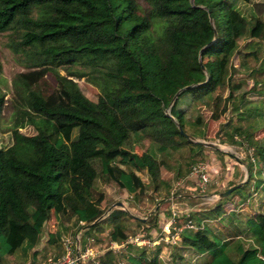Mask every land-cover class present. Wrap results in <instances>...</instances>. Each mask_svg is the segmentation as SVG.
Listing matches in <instances>:
<instances>
[{
	"label": "trees",
	"instance_id": "trees-1",
	"mask_svg": "<svg viewBox=\"0 0 264 264\" xmlns=\"http://www.w3.org/2000/svg\"><path fill=\"white\" fill-rule=\"evenodd\" d=\"M0 33L26 67L9 101L0 77V117L6 107L11 116L0 124V264H33L51 220L50 243L92 228L125 239L141 224L125 199L169 198L185 164L211 148L192 138L208 140L209 120L227 108L218 133L255 148L245 182L264 192V139H254L264 131V0H0ZM223 57L227 107L209 66ZM225 202L226 213L193 210L196 228L173 245L129 250L126 264H264V205L249 214ZM97 257L123 264L111 248Z\"/></svg>",
	"mask_w": 264,
	"mask_h": 264
},
{
	"label": "rangeland",
	"instance_id": "rangeland-1",
	"mask_svg": "<svg viewBox=\"0 0 264 264\" xmlns=\"http://www.w3.org/2000/svg\"><path fill=\"white\" fill-rule=\"evenodd\" d=\"M6 41H7L6 34L0 33V77H1V81H2V87H3L2 89L3 90L5 89V93H6L5 98H7L9 101V97L11 95V90H10L11 79H12L15 72L20 71V70H24V69H26V67L17 59L15 54L7 47ZM214 61H215L214 64L217 66L216 73H220L221 66L223 65V63L220 64L216 58H214ZM223 70H224V67H223ZM61 72H63V70H61ZM82 80L83 79H80V82L85 83ZM238 83H239V85H241V88L239 89V91H241L242 89H244V87H243V86H245L244 82L241 81ZM85 84H86V87H88L89 91H92V92L97 91L94 86H92L88 83H85ZM226 94H227V90H225L223 93H221L219 95L221 97L220 98V105L221 106L225 105L227 107V104H226L227 100H225ZM227 109L219 116L218 119L209 120V128H210L209 137H208V140H202V141L212 142L214 144V146L213 147L210 146L212 149L211 148L205 149V151L203 153L199 154V156H196L195 159L193 160L194 162L197 160H203L206 162V164L208 163L207 170H208V173L210 176V181L208 183L207 189L209 191H210L209 188L217 187L220 184H227L228 178H225V172H226V166H227L226 162L228 164L230 163L231 165H233V169L235 170V177H236L237 181L240 180L241 178L246 179L247 177H249L248 173H251L254 170L256 173V168L259 166L255 156H254V161H255V163H254L253 160H250L249 158H247V156L241 155L242 150L244 149V147L241 145V143H237L236 140H234L232 137H229V136L225 137V135H222V137H221V133H218L219 132L218 131L219 130L218 129L219 128V126H218L219 122L224 121L228 117L231 116L230 109L228 111H227ZM206 113L208 114L207 111H206ZM10 120H11L10 112H9L8 108L6 107L4 110H2V114L0 117V124L3 127H6L10 124ZM22 130L24 132H27V133H33L34 132L32 126H30V125L24 126L22 128ZM228 130H230V129H228ZM237 135L243 137L242 134H237ZM258 137L260 138V140L264 139V131H260ZM144 144L147 145V142H145ZM224 145L226 146L225 148H224ZM252 145H254V143ZM141 147H140V151L144 150V148L143 147L141 148ZM216 147H218L220 150L215 149ZM136 149L139 150V147H136ZM224 151H226V152H224ZM253 151L255 153V148ZM233 154L235 156L238 155L241 158H243L242 162H244V163L240 164L239 161H234L235 157L233 156ZM247 163L249 164V166ZM190 164H191L190 162H187L185 164L184 172L179 178H181L184 175H188L189 170H190V167H189ZM212 166H215V167H212ZM217 167H219V169H217ZM210 171H212L214 174L210 175V173H211ZM160 175L169 177L171 175V173H169V171H166L165 169H163L162 172L160 173ZM211 178H212L213 185L210 184ZM194 180L195 181L197 180L196 177ZM248 180H249L248 182H245L242 186L237 187L235 190H233L229 195H227L225 197H219L220 196L219 190L218 191H212V193L217 192L216 194L218 196H210L211 194L207 195L208 191L203 194V193L199 192L198 190H195V192H198L200 194V196H198V195L192 196L191 195L189 198V201L183 202V206H185L186 208L190 207L192 209L193 207L191 205L196 204L198 202L196 204L197 206H207V207L210 206L211 208L218 209L219 212L221 211V213H226V210H224L221 207V206H224V204L226 203L225 201L230 200L231 204L234 206L235 204H237V202H241L237 199L236 196H239V197L242 196L244 198H247V197H250L256 191H258V194H260V187L257 185H256V187H254V185H252V183L250 181L251 178H249ZM105 181L107 182V180H105ZM178 181H179V179H178ZM180 183H182V182H180ZM195 185L196 184H194V187H195ZM227 187L228 186H226L222 190H225ZM183 189H179V192L181 193L183 191ZM177 193L178 192H176V194H175L176 197L180 195ZM205 194H206V196H204ZM171 196L172 195H170L169 198H166L167 199L166 200V199L158 197L156 195V193H154L153 191H149V193L143 199V198H140L136 195L131 194L125 199L124 206L129 208L133 213H136V214L142 215V216L145 215L144 217H145V220H147V222L154 224V225H157L158 216L156 215L157 212L155 211V209L158 210V207H160V206L164 207V204L165 205L169 204V199L171 198ZM176 197H175V199H176ZM121 199H124V197H121ZM192 199H194L196 201V203H193ZM151 200H153V201L151 202ZM258 200H259V197H258ZM120 201H122V200H120ZM255 201H256V198L253 199V203ZM173 202L176 203L177 205L178 204L181 205V202H175V200L170 201L171 204ZM250 202L248 204L244 203L242 206L243 210H245L244 211L245 213L251 212V208L249 207ZM246 205H249V206H246ZM169 211H170V209H169ZM153 212H155V214ZM168 217H169V215L166 217V220ZM163 219H165V218H163ZM139 226L140 225L134 226L131 229V231L132 230L135 231L136 229H138ZM140 228L141 227H139V229ZM148 229H149V227H147V230ZM136 231H138V230H136ZM147 234H149V236H151V235H154L155 232L150 233L148 231ZM107 239H108L107 236L104 239H99V241H102V244H101V246H97V249L107 247L108 246L107 245ZM164 244H168V243H164ZM173 244H171V245H173ZM156 245H158V244H156ZM135 246H139V244H135ZM153 246H155V245H153ZM153 246H150V247L152 248ZM167 246H169V245H167ZM140 247H142V246H140ZM150 247H147V249H150ZM125 253H126V249H125V252L123 250L122 252L117 253V256L122 258L123 264H126V262L124 260L126 257Z\"/></svg>",
	"mask_w": 264,
	"mask_h": 264
},
{
	"label": "crops",
	"instance_id": "crops-1",
	"mask_svg": "<svg viewBox=\"0 0 264 264\" xmlns=\"http://www.w3.org/2000/svg\"><path fill=\"white\" fill-rule=\"evenodd\" d=\"M217 61H219L220 64L223 63L222 66L224 67V70H223V67L221 66L220 73H216L217 66L214 64L215 63L214 58L210 59L209 66L213 68V70H214L213 72L217 76V86H216L215 92L217 94H221L225 90H227L226 77H227L228 68H229L228 67L229 59L223 57V58H218ZM218 126H219V124H218ZM236 135L237 134H235L234 137H233L234 140H236L235 139ZM240 137H242V136H240ZM254 139H255V141H259L260 140V138L258 136H255ZM245 143H248V142H247V140H245L243 138V143L241 145L243 146V144H245ZM144 145L145 144L142 145L143 148L145 147ZM140 147H139V150H137V151L141 153L143 150L140 151ZM225 147L226 146L224 145V148ZM233 156H235V155H233ZM234 161H238V160L235 158ZM239 163L243 164L240 161H239ZM226 165L227 166H226L225 178H228L227 179V184H220L217 187L209 188L210 191L208 189H206V192L208 191L207 195L211 194L212 191H218L219 190V192H221V191H223L222 189H224L226 186L229 187L230 183L232 185V184H235V182L237 181L236 177H235V170L233 169V165H231L230 163L228 164L227 162H226ZM207 166H208V163H207ZM212 167H215V166H212ZM217 169H219V167H217ZM210 172H211L210 175L214 174L212 171H210ZM194 179H195V177H189L188 175H184L181 178H179L180 182H182L181 183L182 186H185V188L184 187H183L184 189L182 188L183 191L181 193L179 192L178 194H180V195L177 196L176 199H174V200H175V202H181V205L178 204L179 208H181V209L182 208H186L185 206H183V202L189 201V198H190L191 195L192 196H197V195L200 196V194L198 192H195V191L192 190L194 188V184L196 183V181ZM241 179L242 180L239 181V182L244 183L246 181L245 178H241ZM250 181H251L252 185H254V187H256V184H255V181H254L253 177H251ZM105 183H108V182L105 181ZM210 184L213 185L212 178H211ZM207 188H208V186H207ZM256 192L257 193L255 195H253V194L251 195L252 197H251L250 206L246 205V206H249L251 208V212L249 214L253 213V211H259L260 209H263L264 192H262L261 189H260V194H258V191H256ZM204 196H206V194ZM258 197H259V200H258ZM254 198H256V201L253 203V199ZM170 199H169V204H167V205L164 204V207H162V206L158 207V210L155 209V211L157 212L156 215L158 216L157 225H153V224L147 222V220H145L144 216L139 215L138 217L140 218V221H141V224L139 226V227H141L140 229H143L146 232L149 231L150 233H154L155 232V234H156L160 230V228L163 226L164 222L166 221V217L170 214L169 206L171 205L170 201H172ZM192 201H193V203H196V201L194 199H192ZM196 204L191 205L193 207L192 211L196 210V209H201L203 207H205V208L207 207V206H197ZM67 209H68V218H69V219H67V221L70 222L69 224H70V226H72V230H73L75 228V226H77L76 215H75V212L69 206H67ZM240 211L244 212L245 210H243V208H242ZM163 218H165V219H163ZM139 227L136 230L139 231L140 230ZM147 227H149L148 230H147ZM87 228H89V227H87ZM54 229H55V223H54L53 220H51L49 223L46 224L44 232H43L42 239L40 240V242L37 245V250H36L37 253H36V256H35V262L33 264H42L46 260L47 256L56 255V254L60 253V251H61V242L60 241H57L55 243H50V242L47 241L48 232L49 231H53ZM136 230L135 231L132 230L129 235H132L135 232H137ZM67 234H71L73 237H75V250H77V248L79 250H83L85 247H92V249H94L95 252H96L95 257L97 259H98L97 256L99 254H101L104 250H106L108 248L113 249L112 247L114 246V244H118L119 245V249L115 251L116 255H117L118 252H122L123 250L125 252V249H126V253H125V256H126L127 253L129 252V250L131 252V251H133L135 249V247H138V246H135L134 243H124V240L129 235L125 239H122L120 241L110 240L109 237H108L107 231L106 230H101V229H98V228H92L89 231V233H86V232H83V231H75V232L70 231V233H67ZM106 236L109 239V240L107 239V245L108 246L104 247V248L97 249V246H101V244H102V241H99V239H104ZM151 236H153V235H151ZM160 244H164V243H160Z\"/></svg>",
	"mask_w": 264,
	"mask_h": 264
},
{
	"label": "built area",
	"instance_id": "built-area-1",
	"mask_svg": "<svg viewBox=\"0 0 264 264\" xmlns=\"http://www.w3.org/2000/svg\"><path fill=\"white\" fill-rule=\"evenodd\" d=\"M237 143H243V138L239 135L235 136ZM246 146V148L244 147ZM244 149L242 150L241 155L247 156L250 160L254 162V151L253 146L249 143L243 144ZM248 164V163H247ZM249 166V164H248ZM190 170L188 173L189 177H196V185L192 189L193 191L198 190L201 193H205L208 183L210 181V176L207 170V164L203 160H197L190 164ZM185 188L180 183V180L176 183L175 187L171 191V200L174 201L176 192L179 193V189ZM177 193V194H178ZM217 193V192H216ZM216 193H211L210 196H218ZM257 192H254L255 195ZM251 197H247L245 201L237 202L230 209L239 211L242 209L244 203L248 204L251 201ZM248 200V201H247ZM170 214L167 220L164 222L160 231L157 232L153 236H149L147 232L143 229L135 232L132 235H129L124 243H134L139 244L142 247H150L160 243H168L173 244L177 239L181 237V230L184 227H192L196 228L191 218L192 209L190 207L179 208L176 203H172L169 207ZM61 251L56 255H49L46 257V260L42 264H77V260L79 264H97V258L95 257L96 253L92 247H85L83 250H79L78 254H76L75 250V237L71 234H63L61 237ZM114 251L119 249L118 244H114L112 247ZM262 258H264L262 256ZM8 264H19L14 260H10Z\"/></svg>",
	"mask_w": 264,
	"mask_h": 264
},
{
	"label": "water",
	"instance_id": "water-1",
	"mask_svg": "<svg viewBox=\"0 0 264 264\" xmlns=\"http://www.w3.org/2000/svg\"><path fill=\"white\" fill-rule=\"evenodd\" d=\"M216 34V32H215ZM201 62V61H200ZM201 67L202 68H205V65L201 62ZM191 85H187V86H184L183 88L179 89L172 97L171 99V103L172 101L175 99V97L177 96V94L179 93L180 90L184 89V88H188L190 87ZM180 132L182 134H184L185 136H188L189 138H192L188 133H186L183 129H180ZM194 140H196L197 142L201 143V144H204V145H208V146H214V144L212 142H208V141H202L200 139H196V138H192ZM238 161H240L241 163H244L242 162V160L240 158H238L237 156H234ZM242 184V182H238V183H235V184H232L230 185L229 187H227L225 190L219 192L220 196L219 197H225L227 195H229L233 190H235L237 187H239L240 185ZM123 202L118 200L116 201L115 203H113L109 208L115 206V205H122ZM93 223H88L86 224L84 227L87 228V227H90ZM79 252V249L77 248L76 250V254H78ZM77 264H79V261L77 260Z\"/></svg>",
	"mask_w": 264,
	"mask_h": 264
}]
</instances>
